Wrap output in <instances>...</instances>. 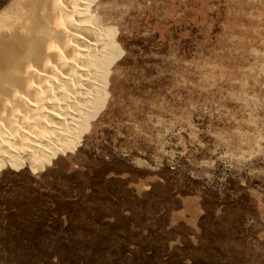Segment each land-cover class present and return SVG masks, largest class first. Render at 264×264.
Instances as JSON below:
<instances>
[{
  "label": "rangeland",
  "instance_id": "374dc122",
  "mask_svg": "<svg viewBox=\"0 0 264 264\" xmlns=\"http://www.w3.org/2000/svg\"><path fill=\"white\" fill-rule=\"evenodd\" d=\"M90 2L99 81L0 162V264H264V0Z\"/></svg>",
  "mask_w": 264,
  "mask_h": 264
},
{
  "label": "bare ground",
  "instance_id": "6f19581e",
  "mask_svg": "<svg viewBox=\"0 0 264 264\" xmlns=\"http://www.w3.org/2000/svg\"><path fill=\"white\" fill-rule=\"evenodd\" d=\"M90 0H16L0 15V162L38 166L80 124L106 51Z\"/></svg>",
  "mask_w": 264,
  "mask_h": 264
},
{
  "label": "trees",
  "instance_id": "16d2710c",
  "mask_svg": "<svg viewBox=\"0 0 264 264\" xmlns=\"http://www.w3.org/2000/svg\"><path fill=\"white\" fill-rule=\"evenodd\" d=\"M68 239V238H67ZM168 261H166V263H167Z\"/></svg>",
  "mask_w": 264,
  "mask_h": 264
}]
</instances>
